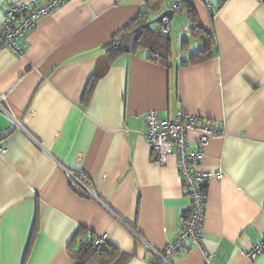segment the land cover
Instances as JSON below:
<instances>
[{
    "label": "crops",
    "instance_id": "1",
    "mask_svg": "<svg viewBox=\"0 0 264 264\" xmlns=\"http://www.w3.org/2000/svg\"><path fill=\"white\" fill-rule=\"evenodd\" d=\"M22 1L0 0V24ZM146 8L150 20L174 11L167 64L146 48L110 52ZM193 17L214 55L185 64L204 47L182 31ZM18 43L23 56L0 40V264H83L78 246L101 237L117 251L109 264L157 263L152 248L178 237L192 202L177 155L153 159L151 110L224 131L197 166L222 173L205 187L203 247L189 243L173 264H264V253L247 255L264 241L263 0H66ZM188 135L197 149L199 133ZM62 165L86 175L106 206L74 191Z\"/></svg>",
    "mask_w": 264,
    "mask_h": 264
},
{
    "label": "built area",
    "instance_id": "2",
    "mask_svg": "<svg viewBox=\"0 0 264 264\" xmlns=\"http://www.w3.org/2000/svg\"><path fill=\"white\" fill-rule=\"evenodd\" d=\"M65 2L66 0H29L10 4L4 10L0 24V40L3 45L16 55L23 56L25 49L18 43V39L24 38L27 32L35 28L45 15L62 6ZM207 5L209 9H212L211 4L208 3ZM182 6L183 2L177 1L173 5V10L179 12ZM182 31L185 36H191L193 25H184ZM157 32L163 36H171L172 24L167 16L162 18ZM3 98L5 95H0V108L7 111L1 103ZM146 123L145 136L152 149L154 161L159 165H165L169 155H177L179 172L192 202L191 214L186 219L178 237L161 250L152 248L157 258L156 264H173L172 258L181 255L189 243L199 248L203 247L205 187L213 176L221 177L222 173L201 170L197 166L200 165L204 157L203 146L212 137L224 135V131L217 129L210 121H199L197 115L188 114L184 111L179 112L174 119L159 120L157 112L151 110L146 113ZM191 130L199 133L198 147L195 150H189L188 133ZM6 150L5 146L0 145V153H4ZM62 168L74 191L86 197L97 199L104 204L86 175L63 165ZM141 239L143 238L141 237ZM105 244L104 237L95 240V245L98 248ZM261 253H264V241L253 246L247 255L249 258H255Z\"/></svg>",
    "mask_w": 264,
    "mask_h": 264
},
{
    "label": "trees",
    "instance_id": "3",
    "mask_svg": "<svg viewBox=\"0 0 264 264\" xmlns=\"http://www.w3.org/2000/svg\"><path fill=\"white\" fill-rule=\"evenodd\" d=\"M150 8L151 6L148 5ZM148 9L141 11V13L129 24L122 32L114 36L110 45L113 56L120 54L134 53L139 48H146L150 51L152 58L162 61L167 64L172 55L171 42L169 37L160 35L153 29L152 25L144 26L149 22ZM193 32L199 33L204 42V47L185 62V64H194L208 58L213 57V36L205 33L200 26V23L192 18ZM184 64V65H185ZM94 84L89 81V88L92 90ZM75 252L79 256L83 264L97 262L99 264H109L112 257L117 252L115 248L109 247L107 243L98 248L95 245V240L87 243L86 246H80Z\"/></svg>",
    "mask_w": 264,
    "mask_h": 264
},
{
    "label": "water",
    "instance_id": "4",
    "mask_svg": "<svg viewBox=\"0 0 264 264\" xmlns=\"http://www.w3.org/2000/svg\"><path fill=\"white\" fill-rule=\"evenodd\" d=\"M169 12H170V13H174L173 10L166 11V12L162 13L160 16H158L157 18L150 20V21H149L147 24H145L144 26H148V25H152V24H154V23L160 22V21L162 20L163 17H165V16H169ZM80 246H81V245H79L77 249H79Z\"/></svg>",
    "mask_w": 264,
    "mask_h": 264
},
{
    "label": "rangeland",
    "instance_id": "5",
    "mask_svg": "<svg viewBox=\"0 0 264 264\" xmlns=\"http://www.w3.org/2000/svg\"><path fill=\"white\" fill-rule=\"evenodd\" d=\"M152 26H153V27H156V26H158V24H157V23H154Z\"/></svg>",
    "mask_w": 264,
    "mask_h": 264
}]
</instances>
